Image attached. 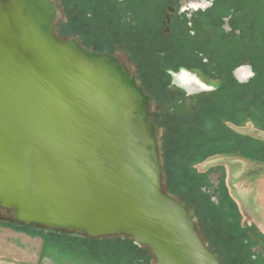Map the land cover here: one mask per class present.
<instances>
[{
  "label": "water",
  "instance_id": "water-1",
  "mask_svg": "<svg viewBox=\"0 0 264 264\" xmlns=\"http://www.w3.org/2000/svg\"><path fill=\"white\" fill-rule=\"evenodd\" d=\"M50 0H0V205L124 234L156 264H221L161 183L148 97L106 53L62 40Z\"/></svg>",
  "mask_w": 264,
  "mask_h": 264
},
{
  "label": "rangeland",
  "instance_id": "rangeland-1",
  "mask_svg": "<svg viewBox=\"0 0 264 264\" xmlns=\"http://www.w3.org/2000/svg\"><path fill=\"white\" fill-rule=\"evenodd\" d=\"M50 1L54 5V30L60 39L74 38L78 45L112 56L148 97L144 109L148 111L147 121L152 123L156 136L163 189L187 208L202 241L221 264H226L219 255L211 227V222L215 230L225 227L223 221L212 218L211 208L204 206L203 201L197 202L199 208L194 205L191 209L184 201L197 196L195 191L199 190L212 207L233 221L234 208L228 212L229 201L224 199L229 194L235 202L236 196L242 193L247 196L249 208L258 212L249 215L264 231V161L237 152L213 153L198 161L188 158L190 168L203 176L192 179L191 191L181 197L178 196L182 190L180 182L168 177L179 166L168 164L171 170L166 175L163 161L169 152H176L177 158L183 153L182 144L179 145L181 134L192 135V142L183 144L187 151L195 150L192 147H198L201 142L198 134L203 129L209 131L213 123L219 125L217 119H206L203 126H198L201 108L210 105L221 108L219 116L232 110L242 113L245 105V108L254 107L248 114L251 117L242 119L239 127L224 122L233 131L255 139L262 149L264 0ZM95 8L100 9L97 14H94ZM62 27L65 31H61ZM91 32L95 43L86 44ZM252 72L254 75L250 76ZM218 73L227 76L221 89ZM186 76L202 85L190 87L183 82ZM172 109L182 113L172 116L167 112ZM193 120L197 128L189 125L195 123ZM221 181L225 183V190L220 187ZM258 196L259 202L251 201ZM238 218L242 225H249L248 215ZM249 228L244 234L245 240L252 244L247 246L251 256H245L248 262L244 264H264V237H258ZM218 233L226 234L221 229ZM0 264H156V259L149 247L135 242L129 235L91 236L80 230L46 227L21 221L13 209L0 205Z\"/></svg>",
  "mask_w": 264,
  "mask_h": 264
},
{
  "label": "trees",
  "instance_id": "trees-1",
  "mask_svg": "<svg viewBox=\"0 0 264 264\" xmlns=\"http://www.w3.org/2000/svg\"><path fill=\"white\" fill-rule=\"evenodd\" d=\"M93 10H94V14H97L98 10L100 9L95 8ZM61 31H65V29L62 27ZM95 33L98 34L97 31H95ZM88 35L90 36V39L94 38L92 32ZM90 39L86 40L85 43L86 44L95 43V38L92 39L93 42H91ZM195 50L196 51L199 50V48L196 45H195ZM218 75L221 78V86L219 88L221 89V87H223L226 84L227 76L221 73H218ZM239 97L240 95H237V98ZM260 100L264 101V98ZM225 101L227 102L228 99H226ZM242 104L244 105V103ZM245 106H243V109L245 110L242 111V113L240 111L232 110L227 115H220V116L218 115V114H221V108L219 107L210 105L206 108H201L202 116H201V122L198 126H203L206 119H209V120L217 119L218 120L217 122H219V125H216L215 123H213V126L210 128L209 131L207 129L201 128L204 131H201V133L198 134V136H200L201 142H199L200 145L198 147H192V148H196L195 150L188 149L187 151V147L184 145L187 141L192 142L193 140L192 135L186 134L183 136V134H181V137L179 138L181 142L179 143V145L182 144L183 153L177 158L176 152H169L168 156L166 157L167 162L166 160L163 161V167L166 172V175H167V170H171L170 166L172 167L179 166L177 171L171 170L169 173L170 175L168 176L170 180L173 179L175 181L177 180L180 182L182 190L181 192L178 193V196L180 195L179 197L191 191V189L189 188L193 187V184L191 183L192 179L198 178V177L200 178L203 176L202 174L200 175V173H197V172L195 173V171L192 168H190V163H188L187 161L188 158H194L195 161H198V160L203 159L205 156L209 154H213V153L237 152L250 159L264 161V158L262 157L264 155V145L261 149V147H259V143L255 141V139L249 136L246 137L245 135L240 134L237 131H233L227 125V123L224 122V121H228L234 125H240L243 121L242 119L246 117H251V115H248V114L251 112L252 110L251 108H253L254 110V107L250 108V106H248L245 108ZM167 112L171 113L172 116L177 115V114L180 115L182 113V111L181 113L177 112L176 109H172L171 111H167ZM222 119H224L223 122H222ZM193 121L195 123L189 124V125L192 127H195L196 121L195 120ZM195 142L196 140L193 141V143ZM251 142L256 143L258 146L252 145ZM170 146L171 145H169V147ZM164 149H165V145H164ZM164 157H165V151H164ZM171 160H175V161L172 162ZM168 164L170 166H168ZM175 172H176V175H173V173ZM189 181L191 184L189 183ZM197 183L198 181H194V184H197ZM220 187H222L225 190L226 186L223 181H221ZM195 192L197 196H194L190 200L185 199L184 201L186 205H188L189 209H191L192 206L194 205L199 208V206L197 205V202L201 200L204 202L203 203L204 206H208L209 208H211L210 211L212 212V215H213L212 218H214L215 216V218H218L219 221H223V225H225V227L220 228L222 231L226 233L225 236H223L222 233L221 234L218 233L220 229L215 230L211 222V227H212L214 236H216L215 242L218 244L217 247L220 250L219 255L221 256L222 261L226 264H244L245 262H248L245 256H247V254L251 256V253L248 251L247 246H250L252 244L248 243L245 240L246 234H244L245 232L244 230L250 227L249 229L253 230L256 233V235H258V237L260 238L264 237L262 232H258L257 228L253 226L252 224L251 225L249 224L248 226L247 225L244 226L241 224V222H239L238 217L240 216V213L238 211V207L229 195L225 199L224 198L223 199L224 201L225 200L229 201L227 204L225 203L229 207L228 212H230V208L232 209L234 208V211L233 210L231 211L233 213L231 216L233 218V221H230V219L227 217L229 219L228 220L224 216V213H219L215 207H212L213 205L207 202V196L204 195L201 191L196 190ZM203 205L200 204V207H202ZM212 218L209 220L212 221ZM249 261L253 263V260L250 258H249Z\"/></svg>",
  "mask_w": 264,
  "mask_h": 264
},
{
  "label": "crops",
  "instance_id": "crops-1",
  "mask_svg": "<svg viewBox=\"0 0 264 264\" xmlns=\"http://www.w3.org/2000/svg\"><path fill=\"white\" fill-rule=\"evenodd\" d=\"M251 201L252 202H254V201L259 202V196L256 198V200H253V198H252ZM235 203H236V205L238 207L239 213L242 216H244V214L249 216V220H247V222L249 224H252L256 228L258 227L257 230H260V232H262L264 234V231H262L261 228H259L258 224H256V222L253 220L254 218L251 216V215H254V214L258 213V212L256 210H254V209L251 210V208H249V206H248L249 205V202L247 200V196L246 195H243L241 193L239 196H236ZM249 213L251 215H249ZM251 221H252V223H250Z\"/></svg>",
  "mask_w": 264,
  "mask_h": 264
},
{
  "label": "flooded vegetation",
  "instance_id": "flooded-vegetation-1",
  "mask_svg": "<svg viewBox=\"0 0 264 264\" xmlns=\"http://www.w3.org/2000/svg\"><path fill=\"white\" fill-rule=\"evenodd\" d=\"M183 82H185L187 85H189L190 87H193V86H196V85H198V86H200V85H202V84H200L195 78L193 79L192 77H190V76H186L185 78H184V81ZM237 127H239L238 125H236ZM238 133H240V132H238ZM240 134H242V133H240ZM223 177V175H221V177H220V179ZM229 195V194H228ZM230 196V195H229ZM240 216H241V214H240ZM242 223H244V222H242Z\"/></svg>",
  "mask_w": 264,
  "mask_h": 264
},
{
  "label": "clouds",
  "instance_id": "clouds-1",
  "mask_svg": "<svg viewBox=\"0 0 264 264\" xmlns=\"http://www.w3.org/2000/svg\"><path fill=\"white\" fill-rule=\"evenodd\" d=\"M251 75H254V72L250 73V76H251Z\"/></svg>",
  "mask_w": 264,
  "mask_h": 264
},
{
  "label": "bare ground",
  "instance_id": "bare-ground-1",
  "mask_svg": "<svg viewBox=\"0 0 264 264\" xmlns=\"http://www.w3.org/2000/svg\"><path fill=\"white\" fill-rule=\"evenodd\" d=\"M186 75V74H185Z\"/></svg>",
  "mask_w": 264,
  "mask_h": 264
}]
</instances>
